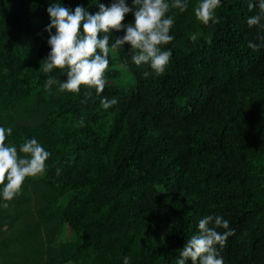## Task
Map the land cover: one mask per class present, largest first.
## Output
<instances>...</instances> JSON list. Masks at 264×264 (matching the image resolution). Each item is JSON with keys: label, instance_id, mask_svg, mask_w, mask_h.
<instances>
[{"label": "trees", "instance_id": "trees-1", "mask_svg": "<svg viewBox=\"0 0 264 264\" xmlns=\"http://www.w3.org/2000/svg\"><path fill=\"white\" fill-rule=\"evenodd\" d=\"M56 2L95 14L112 0H0V127L12 128L6 144L20 156L33 137L50 153L46 172L26 178L7 202L19 204L30 187L39 192L37 221L22 236L26 256L0 264H177L208 215L235 231L224 264H264V47H249L264 33L247 24L258 9L221 0L219 23L204 25L194 13L200 0H187L183 13L170 8L175 39L163 46L172 51L165 73L135 65L126 44L109 55L104 92L86 99L83 86L79 94L44 87L48 75L67 80L66 71L40 68ZM119 62L132 76L127 85ZM102 97L117 104L105 110ZM42 228L71 235L55 248Z\"/></svg>", "mask_w": 264, "mask_h": 264}, {"label": "clouds", "instance_id": "clouds-1", "mask_svg": "<svg viewBox=\"0 0 264 264\" xmlns=\"http://www.w3.org/2000/svg\"><path fill=\"white\" fill-rule=\"evenodd\" d=\"M220 4L221 0H200L194 8L197 20L204 25L210 21L219 23L215 10ZM170 8L183 13L188 8L187 0H172L171 4L168 0H132L131 6L126 0H112L110 6L100 3V10L95 14L82 5L72 10L59 2L51 4L47 9L50 23L45 27L51 51L42 60L40 68L46 75L56 69L66 71L67 80L60 82L48 75L44 87L51 90L52 85L57 84L60 92L79 94L83 86L88 90L86 99L91 98L92 89L97 96H101L108 82L109 55L118 53L126 44L131 46V59L135 65H149L157 76L163 75L172 57V51L163 50V46L175 39L170 34L174 26V18L167 15ZM248 8L250 11L258 9L247 19L248 26L264 33V0H249ZM129 14L134 16V23H125ZM120 32L124 35L115 36L110 44L114 34ZM189 38L195 43L199 34L192 33ZM257 39L260 44L249 43L253 51L264 47V35L258 34ZM207 43H212L211 37ZM149 75L144 73L145 78ZM100 104L107 110L116 105L117 100L102 97ZM12 131L11 127H0V195L6 201L2 205L4 208L9 207L8 201L21 194L26 178L42 176L46 172V162L50 157V153L34 137L20 145L19 153L24 154L20 156L15 145L6 144ZM59 172L57 169V174ZM218 228L225 231L218 232ZM234 234L229 221L222 216H205L198 222V234L191 236L178 250L177 264H188L189 261L191 264H224L220 253L228 238ZM123 264H130V257H124Z\"/></svg>", "mask_w": 264, "mask_h": 264}, {"label": "rangeland", "instance_id": "rangeland-1", "mask_svg": "<svg viewBox=\"0 0 264 264\" xmlns=\"http://www.w3.org/2000/svg\"><path fill=\"white\" fill-rule=\"evenodd\" d=\"M117 67L124 73L119 84L130 83L132 76L129 74L128 68H125L121 62ZM21 200L19 204L10 203L8 208L2 206L4 203L0 204V249L2 250L0 256L4 253L7 254V256L1 257V260L10 258L14 261H21L26 256L25 252L29 241L22 236L29 226L37 221V213L41 205L39 192L30 187L28 191L23 192ZM41 234L44 241L50 240L52 245L57 248L62 241L69 239L71 231L66 229L59 236H53L51 228H42Z\"/></svg>", "mask_w": 264, "mask_h": 264}]
</instances>
